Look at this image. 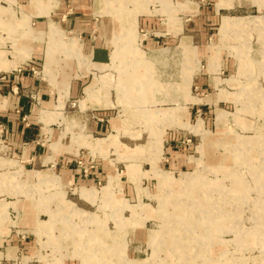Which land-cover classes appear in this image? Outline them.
I'll return each instance as SVG.
<instances>
[{
    "label": "rangeland",
    "instance_id": "obj_1",
    "mask_svg": "<svg viewBox=\"0 0 264 264\" xmlns=\"http://www.w3.org/2000/svg\"><path fill=\"white\" fill-rule=\"evenodd\" d=\"M17 72L0 264H264V0H0Z\"/></svg>",
    "mask_w": 264,
    "mask_h": 264
},
{
    "label": "crops",
    "instance_id": "obj_2",
    "mask_svg": "<svg viewBox=\"0 0 264 264\" xmlns=\"http://www.w3.org/2000/svg\"><path fill=\"white\" fill-rule=\"evenodd\" d=\"M31 1V0H30ZM18 71H22L20 67L13 68ZM8 75L7 77H3L0 79L1 84L5 85L9 88L8 92L5 94L6 106L8 110L9 116V128H10V136L11 139L21 140L31 137L33 133L34 125L27 124L26 122H22L23 117L26 114L31 113L35 109L34 102V83L35 80L33 77H29L26 75ZM23 86H30L31 89L28 93L24 91ZM98 129H101V126L97 125Z\"/></svg>",
    "mask_w": 264,
    "mask_h": 264
}]
</instances>
